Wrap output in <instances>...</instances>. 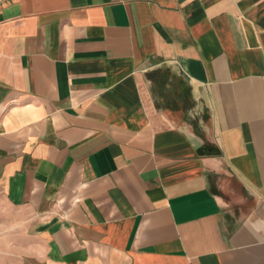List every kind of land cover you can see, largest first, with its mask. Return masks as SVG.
Masks as SVG:
<instances>
[{
  "label": "crops",
  "instance_id": "crops-1",
  "mask_svg": "<svg viewBox=\"0 0 264 264\" xmlns=\"http://www.w3.org/2000/svg\"><path fill=\"white\" fill-rule=\"evenodd\" d=\"M0 264H264V0H0Z\"/></svg>",
  "mask_w": 264,
  "mask_h": 264
},
{
  "label": "rangeland",
  "instance_id": "rangeland-1",
  "mask_svg": "<svg viewBox=\"0 0 264 264\" xmlns=\"http://www.w3.org/2000/svg\"><path fill=\"white\" fill-rule=\"evenodd\" d=\"M226 176H224V174L222 175V178H225ZM227 180H228V178H225V183H226V185H227ZM220 181L222 182L223 181V179H220ZM226 185H221V188H227L228 189V186H226ZM232 185H234L236 188H237V190L238 189H240V186L239 185H237V184H235V183H232ZM220 192H221V190H220Z\"/></svg>",
  "mask_w": 264,
  "mask_h": 264
}]
</instances>
